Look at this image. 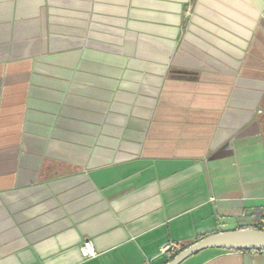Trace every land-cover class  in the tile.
I'll return each instance as SVG.
<instances>
[{
	"label": "crops",
	"instance_id": "crops-1",
	"mask_svg": "<svg viewBox=\"0 0 264 264\" xmlns=\"http://www.w3.org/2000/svg\"><path fill=\"white\" fill-rule=\"evenodd\" d=\"M263 223L264 0H0V264H167Z\"/></svg>",
	"mask_w": 264,
	"mask_h": 264
},
{
	"label": "water",
	"instance_id": "water-1",
	"mask_svg": "<svg viewBox=\"0 0 264 264\" xmlns=\"http://www.w3.org/2000/svg\"><path fill=\"white\" fill-rule=\"evenodd\" d=\"M210 249L264 252V231L241 229L211 235L188 247L183 245L182 250L167 264H182L189 258Z\"/></svg>",
	"mask_w": 264,
	"mask_h": 264
},
{
	"label": "built area",
	"instance_id": "built-area-1",
	"mask_svg": "<svg viewBox=\"0 0 264 264\" xmlns=\"http://www.w3.org/2000/svg\"><path fill=\"white\" fill-rule=\"evenodd\" d=\"M262 229L264 231V223ZM178 252H180V248L175 244H170L163 249V253L168 260H172ZM81 253L83 258L94 257L96 255L93 244L90 241L84 243Z\"/></svg>",
	"mask_w": 264,
	"mask_h": 264
},
{
	"label": "trees",
	"instance_id": "trees-1",
	"mask_svg": "<svg viewBox=\"0 0 264 264\" xmlns=\"http://www.w3.org/2000/svg\"><path fill=\"white\" fill-rule=\"evenodd\" d=\"M256 230H260V231H262L261 229H259V228H255ZM245 251H253V250H245ZM257 252H260V251H257ZM176 256V255H175ZM174 256V257H175Z\"/></svg>",
	"mask_w": 264,
	"mask_h": 264
}]
</instances>
